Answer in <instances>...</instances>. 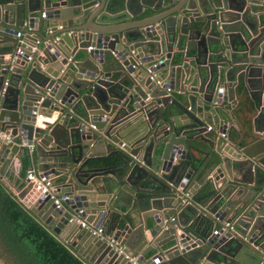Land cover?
Returning a JSON list of instances; mask_svg holds the SVG:
<instances>
[{
    "label": "water",
    "instance_id": "95a60500",
    "mask_svg": "<svg viewBox=\"0 0 264 264\" xmlns=\"http://www.w3.org/2000/svg\"><path fill=\"white\" fill-rule=\"evenodd\" d=\"M25 19L31 62L13 36ZM241 76L251 101L234 141L226 123L239 127L228 110ZM168 89L206 113L193 117ZM212 117L214 139L199 140L217 156L187 143ZM0 132L18 140L0 139V179L89 264H264V0H0ZM18 150L51 177L52 194L70 196L64 207L36 198L26 176L12 181ZM194 151L206 155L199 166ZM78 208L88 227L70 221Z\"/></svg>",
    "mask_w": 264,
    "mask_h": 264
},
{
    "label": "trees",
    "instance_id": "16d2710c",
    "mask_svg": "<svg viewBox=\"0 0 264 264\" xmlns=\"http://www.w3.org/2000/svg\"><path fill=\"white\" fill-rule=\"evenodd\" d=\"M243 113L244 104L239 101L236 114L245 122ZM239 133L246 136V126L241 132L231 131L234 139H237ZM19 160L22 176L31 160L26 152L20 155ZM101 163L114 162L111 158H105ZM0 252L9 264H89L73 246L62 240L20 201L15 191L10 190L1 179Z\"/></svg>",
    "mask_w": 264,
    "mask_h": 264
},
{
    "label": "crops",
    "instance_id": "0c3cea01",
    "mask_svg": "<svg viewBox=\"0 0 264 264\" xmlns=\"http://www.w3.org/2000/svg\"><path fill=\"white\" fill-rule=\"evenodd\" d=\"M84 1H86V0H84ZM93 7L94 6H96V4H94L93 3V5H92ZM181 6V5H180ZM182 7H183V5H182ZM89 8V7H88ZM91 8V7H90ZM174 8V7H173ZM173 8H171V6L170 5H167L166 7H162V8H160L159 10H156V11H152L151 9H146V11L144 12V13H142L141 15H138V16H136V17H132V18H130V20H125V23L124 24H127V25H131V24H133L134 23V21H136V20H139V19H142V18H146V17H150V16H154V15H157V16H162V15H164V14H166L167 12H169V10L170 9H173ZM85 9H82V11H84ZM41 12H44L43 10L41 11ZM75 13H79V10H75ZM188 15H190L189 13H187ZM33 17H35V18H37V24L39 23V21H38V18L40 19V28H39V31L41 30V31H43L44 30V28H45V23H46V20H45V17H41V15L39 16L38 15V13H36V12H34L33 13ZM28 27H30L31 28V31L29 32L30 34L28 35L29 37H27L26 35H27V32L26 31H23L24 33V35H23V37L21 38L22 39V44H25L26 45V47L24 48L26 51H28V54L29 53H31L32 55H33V59L31 60V61H34L35 59H36V53H35V48H34V50H33V47H29V45H31V44H33V43H35V41L34 40H36V38H35V36H34V30H33V27H31V26H29L28 25V19H25V22H24V25L23 26H19V27H17V28H19V29H22V30H25L26 28H28ZM59 28V27H58ZM14 37H15V35H13ZM16 38V37H15ZM18 40V43H19V41H20V39H17ZM20 44V43H19ZM28 48H30V49H28ZM33 52V53H32ZM79 58L80 59H83V53L82 54H80L79 55ZM199 59H201V60H203V61H207L208 63H209V61H211V63H212V61H216L218 58L217 57H215V56H212V57H210V59L207 57L206 58V56L205 55H201V57L199 58ZM136 62H137V64L138 65H141V62L139 61V60H136ZM154 62H156V61H154ZM138 65H137V67H138ZM140 71V70H139ZM162 72H160L161 73V76L163 77V78H165V76L167 75V72H166V70H161ZM113 77H115V76H113ZM235 81H234V78L233 77H230L229 79H228V81L227 80H225L224 81V83H226L228 86H227V88H224V92H226L227 91V95L228 96H230L231 95V93L229 92V89L228 88H233L234 86H235V83H234ZM239 82H241V84H240V93H239V95H237L236 96V99H234V101H233V104L229 107V116H230V118L232 119V120H236L237 121V123H238V125H239V127H237L232 121L231 122H228V123H226V129L228 130V132H230V131H235L236 133L237 132H241L242 131V129H243V125H242V122H241V119H239L238 117H236L235 116V113H236V109H237V105H238V103H239V101H242L243 102V104H244V107H246L247 105H248V102L249 101H251L250 100V95H249V93H248V91H247V89H246V86H245V84H244V78H243V76H241L240 77V79H239ZM229 84H231V86L229 85ZM122 86H129V83H128V81H125L124 82V84H122ZM175 86V85H174ZM188 87H190V84L188 85ZM237 87V86H236ZM180 88V87H179ZM169 93L171 94V98L172 99H176L179 103H181L183 106H184V108L187 110V111H189V112H191L192 113V116L193 117H195V118H198V116L199 117H201L202 115H204V113H206L205 112V106H204V104H203V102L199 99V100H195V99H191L192 100V102H190L189 100H188V97H187V94L186 93H182V92H180V91H175L174 89H170L169 90ZM234 92H232V94H233ZM235 94H237V93H235ZM248 99H249V101H248ZM222 106L224 107V108H227V106H228V103L226 102V101H223L222 102ZM189 107H190V109H189ZM183 112L181 111V110H179L178 112H176V114H182ZM140 119V117H137L136 115H132V116H130L129 117V122L127 123V124H129V123H132V124H134L137 120H139ZM239 120V121H238ZM186 121H188V120H184V119H182V120H180L179 122H181V123H183V122H186ZM138 122V121H137ZM241 122V123H240ZM216 123V119L214 118V117H212L211 119H210V121H209V123L208 124H206L205 126H203L202 127V129H200V134H198L197 136H196V138H193V139H188L187 140V143H190V144H195V145H197V146H199L200 148H203L205 151H208L209 153H214L215 154V151L214 150H212V149H210L209 148V143H207V142H203L202 140H199L201 137H204V138H209V139H214V131L213 130H207L206 128H207V126H214V124ZM172 122H171V124L169 125V127L170 128H172ZM250 128H251V124H250ZM227 132V133H228ZM197 132H195V130L193 129V130H191V131H188V135H195ZM198 138V139H197ZM232 140H236V139H234V138H232ZM12 141H14V142H18V140L16 139V140H12ZM233 142V141H232ZM19 144H21L20 142H19ZM115 146V148L116 149H118L119 150V146L118 145H114ZM104 148H105V146H104ZM105 153V152H104ZM194 153H195V155H196V158H197V162H196V164H197V166H199L200 164H201V162H202V160L204 159V158H206V155H204L203 153H199V152H196V151H194ZM16 155H18V160L16 161V165H15V168H16V172H14V174H11L12 176H11V179H12V181H14L17 185H19V184H21V186L23 185V183H21L22 182V180L20 179L21 177H24V176H26V171L28 170V169H33V171L34 172H36V173H42V172H40V171H38L37 170V167H36V165H35V163L33 162H30V164H29V167L25 170V172H24V175H22V176H20V169H21V162H20V160H19V158H20V155H21V151L20 150H18V152L16 153ZM15 155V156H16ZM216 155V154H215ZM232 154H229V155H227V156H229V157H233V156H231ZM14 156V158H16ZM217 156V155H216ZM14 160V159H13ZM14 165V164H13ZM32 166H34L33 168H32ZM204 172V170L200 173V174H202ZM122 174V171H118L117 172V175H121ZM199 174V175H200ZM199 175H198V177H199ZM197 177V178H198ZM189 186H190V184H189ZM202 193H204V192H202ZM202 193H200V194H202ZM185 200H187V196H186V194H185ZM190 212H188V211H186V214H189ZM190 215V214H189ZM191 224V226H193L194 224L193 223H190ZM209 232H210V229L208 230Z\"/></svg>",
    "mask_w": 264,
    "mask_h": 264
},
{
    "label": "built area",
    "instance_id": "2783aa9c",
    "mask_svg": "<svg viewBox=\"0 0 264 264\" xmlns=\"http://www.w3.org/2000/svg\"><path fill=\"white\" fill-rule=\"evenodd\" d=\"M45 16V13L42 12L41 13V17H44ZM23 31H26V32H30L31 31V28L28 27L26 28L25 30H22V29H19L15 32V37L17 39H20L19 43L21 44L22 42V37H23ZM72 31L69 32V34L71 33ZM59 37H55L54 38V41H57ZM20 45L17 46L16 48V52H20ZM87 49H91V46H87ZM33 50H34V47H33ZM33 53V52H32ZM33 59V55L31 53L27 54L26 55V61H29L31 62V60ZM137 62H135L134 64H132V67L135 68L137 67ZM152 67H155L156 66V63H153L151 65ZM148 72L150 74V78L152 79L154 77V73L152 72L151 69H148ZM5 84H7V81H5ZM169 90V89H168ZM190 109V107H189ZM94 128V126H92ZM207 130H212V126H207L206 128ZM222 136L225 135V133H222L221 134ZM0 139L3 140L5 143L9 144V143H12L13 139L9 136V135H4L3 133L0 132ZM121 148V147H120ZM28 149H29V152L31 153L34 149V145H29L28 146ZM18 160V158H14L13 160V164H12V167H13V170L14 172H16V168H15V165H16V161ZM26 178L28 179L29 182L33 183L34 184V187H33V193L36 195V198L38 197H41V196H47L50 194V198L53 199V203L55 205L56 208H62L64 207V202L65 201H68L70 199V196L69 195H66V194H62V195H55V194H52V191L55 192V187H53V182H52V179L51 177H49L48 175L44 174V173H36L33 171V169H28L26 171ZM24 203V202H23ZM25 204V203H24ZM26 205V204H25ZM27 206V205H26ZM84 213V210L83 208H78L76 209V214L77 215H73V217L70 219V221L74 220L75 222H77L78 224H80L81 227H88L89 225L87 224V222L85 221L84 218H80L78 216V214H82ZM223 226H224V229L226 228H230L231 227V224L229 222H224L223 223ZM92 233L99 236V238H104V229L102 226H98L96 228H92ZM213 233H217V230H213ZM110 243H113L114 241L112 239L109 240Z\"/></svg>",
    "mask_w": 264,
    "mask_h": 264
}]
</instances>
